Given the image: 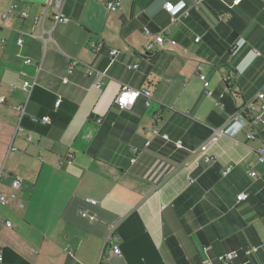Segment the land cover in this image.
Here are the masks:
<instances>
[{"label": "crops", "instance_id": "0c3cea01", "mask_svg": "<svg viewBox=\"0 0 264 264\" xmlns=\"http://www.w3.org/2000/svg\"><path fill=\"white\" fill-rule=\"evenodd\" d=\"M164 1L64 0L69 19L53 25L54 0H0V192L17 195L0 202V264H222L232 249L230 264H264V246L244 252L264 238V124L231 117L264 85V0H182L175 22ZM144 26L166 29L161 48L145 51ZM123 83L150 103L120 110ZM222 125L206 161L199 146Z\"/></svg>", "mask_w": 264, "mask_h": 264}, {"label": "built area", "instance_id": "2783aa9c", "mask_svg": "<svg viewBox=\"0 0 264 264\" xmlns=\"http://www.w3.org/2000/svg\"><path fill=\"white\" fill-rule=\"evenodd\" d=\"M63 1L64 0H54L56 12L52 16L53 25L56 24L57 22L67 21L69 19V17L62 12ZM121 1L122 0H105V7L109 11H115L121 5ZM198 1H200V0H194L195 3H197ZM234 1L238 2L239 0H234ZM16 6H17L16 4H12L7 9L2 10L1 11L2 18L5 19V18L11 16V14H12L13 10L16 8ZM163 7L170 14V19L172 22H175L176 20L181 19L182 17H187L189 15V12H190L189 8L186 7L185 2L182 0H180L178 2H174L172 0H165L163 3ZM18 13L20 16L26 15L25 10H19ZM164 31H166V29H160L156 32H152L149 27H147V26L143 27V33L148 37V40L144 44L145 51H154V50H157L163 46V43L165 40ZM49 38H51V37L49 36ZM197 39H198V37L195 38V40H197ZM17 41H18V43H20L22 41V37H19ZM100 45H101V43H99V42L98 43H92V47L94 49H98L100 47ZM117 51H118L117 48H111L110 49V55H115L117 53ZM30 61H31V59H29V58L24 59L25 63H29ZM136 66H137V64H133L130 67H136ZM69 71H70V68H69ZM94 72H96V70L93 67H91V66L88 67V69H87L88 75L93 74ZM100 73H103V72H100ZM198 75H199L200 79L202 80L203 85L205 87V93L206 94H212V91L210 89H208V81L205 77V74L202 71H199ZM35 82H36L35 78H33L32 80L31 79L30 80L25 79L23 81L22 88L24 90H26L27 92H29L32 89ZM96 85L98 87H100L101 81L98 80L96 82ZM139 94H143L145 96L146 104L150 103L151 95H150L149 89H147V88L136 89V88H134L128 84L123 83L120 86V89H119V91L115 97V102H116L117 107L120 110H123V109L130 107L134 103L136 97ZM220 96H222V93L220 94ZM4 100H5L4 96L0 95V102H3ZM60 100H61V98L56 99V105H58ZM220 104H221V102H220ZM17 107L19 108V110L21 111V114H22L24 111L25 105L20 104ZM231 117L235 118L237 121H242V123H249L252 126H258L259 124H264V85H262L256 91V93L253 95V97L248 99L243 106H240L239 110L237 112L233 113L231 115ZM32 119L34 121L48 122L49 116L43 115L40 118L33 117ZM97 121H101V117H98ZM227 130H228L227 127L224 125L218 126V127H213L211 134L199 146V150L202 151L203 153H205L207 151L208 147L213 142H215L220 136L227 133ZM246 136L248 138H253L255 136V132L253 130H249L246 133ZM162 137L167 139L168 135L163 133ZM148 143H149V141L146 142L147 145H148ZM175 145H176V147H182V141L180 139L175 140ZM255 151L257 154L258 162H264V143L261 146L257 147L255 149ZM73 157H74L73 153L68 152L66 155L59 157L58 161H59V163H63V162L71 163L73 161ZM205 160L206 161L211 160V157L206 153H205ZM230 169H231V165L229 164L223 169L222 174L226 175ZM249 173L251 175H255L256 172L254 170H251ZM189 180H192V177H189ZM11 184L14 188H16L20 185V180L18 178H13ZM16 196L17 195L14 191H11L9 193L0 192V202L2 204H8L12 199L16 198ZM247 196H248L247 192L241 191L238 194H236V200L240 201V200L246 199ZM85 201L90 203V204H96L97 203V200L93 197H85ZM80 214H81V216L87 217L88 219H93V215L88 214L85 209L82 210ZM5 224L7 226L11 225L10 221H5ZM113 235H114V238L118 237L116 234H113ZM262 246H264V238L260 241V243L246 247L244 249V252L246 254H252V253L256 252ZM111 248L115 253H118V254L121 253V249L119 247L118 242L114 243ZM207 248H208V246H203L204 250H207ZM237 256H238V251L232 249V250H226L222 253H219L216 256V258L222 264H230ZM1 259H2V256L0 254V260ZM203 264H210V261L205 260L203 262Z\"/></svg>", "mask_w": 264, "mask_h": 264}, {"label": "clouds", "instance_id": "9594fccd", "mask_svg": "<svg viewBox=\"0 0 264 264\" xmlns=\"http://www.w3.org/2000/svg\"><path fill=\"white\" fill-rule=\"evenodd\" d=\"M243 126V124L242 123H240V124H237L236 125V128H237V130H239V128H241Z\"/></svg>", "mask_w": 264, "mask_h": 264}]
</instances>
